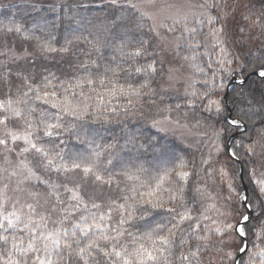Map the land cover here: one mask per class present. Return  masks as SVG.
Masks as SVG:
<instances>
[{
    "label": "snow or ice",
    "instance_id": "obj_1",
    "mask_svg": "<svg viewBox=\"0 0 264 264\" xmlns=\"http://www.w3.org/2000/svg\"><path fill=\"white\" fill-rule=\"evenodd\" d=\"M109 2L117 6L119 4V0H109ZM219 6L220 0H213L212 3L205 0L203 4L199 5L203 11L195 19L196 24L209 27V34L216 42L214 47L225 43L223 39L225 26L216 27L215 25L220 19L226 20L228 13L226 12L224 17H220L211 14L209 11L212 8L219 9ZM128 7L135 9L137 6L130 4ZM144 18L145 13L141 12L140 16L137 17V27H142ZM244 19L250 20L251 17L245 16ZM259 20L264 22V13H261ZM178 23H180L179 19H173V25ZM112 25L123 27L124 18L117 17L112 21ZM159 27H168L170 32L176 31L174 26L166 25L163 22ZM69 30L74 31L71 29V25H69ZM0 31H5V29H0ZM150 31L156 32V29L152 28ZM196 31L195 27L188 26L187 17H184V33L187 34L190 48L201 46L198 42H194ZM240 31L243 33L244 29L241 28ZM6 33H23L25 39H36L38 41L37 46L42 53L57 51L50 41L40 42V38L25 33L20 25L7 26ZM156 34L159 35L158 32ZM183 39H185L184 35L176 37L177 48L181 46L179 41ZM72 42L71 38H66V44L70 45ZM89 44L96 51H100L103 46L99 40L89 41ZM60 50L67 51L68 49L62 48ZM118 51L122 55L124 54L123 47ZM220 51L224 52V49L221 47ZM147 54V41L142 40L139 42L138 47L127 53V56L132 60H136ZM0 55H6V53H0ZM26 55L27 53L17 55L13 52L9 59L18 61L26 58ZM260 56L264 57V49L260 50ZM183 58L192 61L191 67L197 73V78L193 79L192 84L189 85L191 91L186 89L185 92L188 98L186 101L187 106L189 108L199 107L203 112L209 114L208 119L214 116L217 118L214 123L219 122L224 125L219 130L214 129L215 140L213 143L217 154L221 151L228 152L226 147L223 149L220 147L221 137L227 135L231 130L240 128L241 123L239 119L233 118L231 113L224 116V113L228 111V100L226 96L221 95L224 87L223 81L217 83L215 79H206L207 74L204 73V69L196 63L197 55ZM259 58L257 57V59ZM218 62L223 65V61ZM122 71L127 75L134 72L137 76H143L144 79L135 86L129 83L127 87L117 86L109 80L108 83L111 84V88L107 91L108 95L115 97L117 91H119L120 95L128 98V104H133L132 97H135L139 102L141 97H150L154 94L151 87V77L157 72L155 60L144 65H130L128 69ZM108 72H111L113 76L116 75V69L111 67L105 69V73ZM228 74L231 75V73ZM257 74L264 82V64L261 65ZM212 75L215 77V73ZM54 78V74L44 76V87L34 88L25 77L27 90L22 93L20 98H9L6 102L0 101V126H4L5 129L4 134L0 136V150L10 154L16 151L18 142H22L25 146L20 148L17 155L34 152L40 157L37 166H30L27 157L20 160L15 166V170L8 173L9 177H17L16 190L18 191H26L27 189L21 188L20 185L31 184L33 181L36 182L37 186L44 185L48 189L45 203L52 201L49 212L39 213L37 211V206L40 203L39 198L45 194L27 190L35 203L26 202L17 207V204H19V200H17L12 203L9 210L7 204L10 198L6 191L8 186L5 185L4 188H0V264H75L76 260L83 261V264H106V261H111V264H145L146 259L152 261L153 264H160L161 260H163V264H169L168 255L174 254L172 250L177 247L181 252L178 261H173V264H204V256L209 254V250H213L215 254L220 256V264H227L228 261H232V264H238L234 252L237 250L244 254L248 252L246 240L249 232L248 225L252 220L251 202L248 200L247 195H242L239 189L233 187L231 183L228 185L229 195L225 199L232 201V197L235 195L237 197L236 202L240 204L244 211H239L235 208L234 203H229L226 206L227 210H218V218L212 220L211 225L202 226L201 221L210 218L203 215L194 217L190 209L183 207L185 187L166 186L171 181L173 172H175L177 178L176 184H181V182L183 185L187 184L191 173L183 170L187 167L183 161H180L177 165L181 169L180 171L165 169L162 174L157 176L154 185H147V190H143L146 186L141 179V173L144 171L142 167L135 170H122L119 175H123L128 181L133 182L130 188L132 195L123 197V202L113 201L104 214H97L89 210L79 185L75 187H69L67 184L61 185L45 178L36 170V167H40L45 172H56L57 174L79 170L83 173V179L85 180L94 177V181L101 182V184L106 183L111 186L112 183L111 176L105 180L99 171L96 161L102 155L100 151L93 149L92 156L94 159L91 160L73 157L69 165L65 160L62 148L60 150L50 149L44 143H39L42 139L41 133L43 137L51 139L58 136L61 129L73 131L76 128L75 122H83L89 117L94 120L102 119L104 117L101 112L107 111L106 108H101L102 98L95 107L90 106L87 102L92 97L85 91V87L87 86L89 90L95 91L94 85L97 83L92 73L78 79L74 84L69 82L67 87L64 88L63 95L48 90ZM106 78V76L100 78L98 83L105 86ZM5 79H8V77H5ZM201 80L204 88L198 89L195 85ZM77 90L79 91L77 92ZM77 96H79L78 100L76 99ZM33 100L55 110V120L50 119L51 113L43 108L38 109L31 102ZM232 103L235 106L238 102L234 100ZM254 103L252 101L246 105L241 104L240 115H248L249 113L256 115L257 113L252 112ZM176 107L179 108L180 105L177 104ZM258 114L260 119L264 121V107L260 108ZM252 115H249V119L252 118ZM64 117L72 118V122L67 126L64 125ZM13 120L23 121V130L9 126V122ZM159 123V121H153V126ZM59 143L63 144L64 141L60 140ZM111 147V145L108 146V148ZM240 147L244 146L234 145V149ZM245 151L252 155V146L248 145ZM228 155L232 159L239 157V153L235 150L228 152ZM4 160L11 163L8 155L4 156ZM107 163L113 165L112 159H108ZM202 163H208V161L203 160ZM0 171H6V169H0ZM209 174L211 175V173ZM220 174L222 177L228 176L224 168L220 170ZM256 183L260 194L264 196V180L256 181ZM61 188L64 189V192L70 193L67 197V200L70 201L67 207H63L65 200L62 199ZM197 191L200 190L197 189ZM177 201L181 203L182 210L180 211L176 207ZM56 205H61V207L58 209ZM100 207L101 205L95 202L91 205L92 209H99ZM212 207L215 208V205ZM113 210L118 211L120 218L115 225H110L108 222L112 220ZM57 211L60 213V218L53 220L52 213ZM81 211L88 214L80 215L79 219L73 222L71 218ZM159 212L170 214V226L157 224L155 228L145 232L142 236L133 237L136 241L147 240L150 242V248L140 243L138 247L130 251L126 246L120 244L121 238L127 232L125 225H132L137 220L147 221L153 213ZM233 216L236 217L234 221L230 219ZM50 222L56 226L49 228ZM185 223H188L187 229L183 227ZM200 233H203V235ZM256 238L264 242V225L257 230ZM213 240L214 242H210ZM193 241L197 242L194 247L192 245ZM236 242H239L240 245L238 249L235 247ZM185 245L188 246L187 253L183 251ZM257 247L258 250L249 258V264H257V258H259L258 264H264V248ZM208 264H213L211 255H209Z\"/></svg>",
    "mask_w": 264,
    "mask_h": 264
},
{
    "label": "trees",
    "instance_id": "obj_2",
    "mask_svg": "<svg viewBox=\"0 0 264 264\" xmlns=\"http://www.w3.org/2000/svg\"><path fill=\"white\" fill-rule=\"evenodd\" d=\"M256 2V8L261 11L260 17L261 13H264V0H256ZM128 5L130 3L127 0H119L118 6L111 4L109 0H0V29H5V31H0V49H9L20 54L27 53L23 60H12L6 66L0 65V92L12 93L18 99L27 90L25 77L32 87L43 88V77L54 74L55 78L48 90L63 95L64 88L69 82L74 84L78 79L92 73L97 83L94 85L95 91L85 87V91L92 97L87 102L90 106L95 107L102 98L101 108L107 109V111L101 112L104 118L94 120L89 117L83 122H75L76 128L73 131L61 129L59 135L51 139L43 137L41 133L42 139L39 143H44L50 149L60 150L62 148L65 160L69 165L73 157L91 160L94 159L92 150L100 151L102 155L96 161L99 171L105 180L111 176L112 183L109 186L106 183L96 182L95 188L100 191L107 190L118 202H123V197L132 195L130 188L133 182L128 181L123 175H119L124 169L135 170L142 167L144 171L141 173V179L146 186L143 190H147V185H154L157 176L162 174L165 169L177 171L180 161L184 162L185 160L196 169L201 168L199 149L186 148L174 138L164 135L150 126V121L156 114L162 111L165 113L174 112L177 108L176 105L179 104L180 107L177 110L188 113L193 111L191 114L193 118L195 117L203 123H212L211 119L203 114L191 110L187 106L184 96H172L161 90V84L165 77L162 49L155 34L150 31L151 27L147 19L142 20V27H137V17L140 16V12ZM117 17L124 18L123 27L112 25V21ZM258 23L264 29L262 26L264 22L259 20ZM9 25H20L25 33L40 38V42L50 41L57 51L42 53L37 46L36 39H25L23 33H6V27ZM69 25L74 31L69 30ZM66 38H71L73 42L70 45L66 44ZM96 40H99L103 45L100 51H96L89 44V41ZM142 40L147 41L148 54L136 60L130 59L127 53L138 47ZM122 47L123 55L118 51ZM62 48L68 50L61 51ZM183 50L189 57L197 55L196 63L201 65L204 73L210 70V65L214 66L212 61L207 60L200 47ZM254 52L255 54L247 60L240 72L233 76H238L243 80L247 75L260 70L261 65L264 64V57L260 56V50L256 49ZM257 57L260 58L257 59ZM152 60L156 61L157 68L156 74L151 77V87L154 91L152 96H143L139 102L135 97H132L133 104H128V98L120 95L119 91L115 97L107 94L108 89L111 88L109 80L117 86L125 87L129 83L135 86L142 82L143 76H137L134 72L127 75L122 70L128 69L130 65H144ZM108 67L116 69L115 76L111 72L105 73V69ZM105 76L107 77L105 86H101L98 80ZM205 78L210 79V76L207 74ZM227 80L230 79L227 78ZM196 88L203 89L204 85L198 84ZM76 99L78 100L79 96ZM227 100L231 116L239 119L242 128H244L232 138L230 143V149L237 151L239 157L232 159L229 156V159H232L229 162L235 169L237 167V171L239 164L241 165L242 177L248 191V200L253 208L256 207V213H253L252 220L248 225L247 242L252 244L256 240L255 230L264 218V203L249 176L250 167L256 164V161L245 151V148L234 149V145L244 146L242 143H253L264 129V121L258 114L260 108L264 107V82L259 76L251 75L243 83H235L230 87ZM234 100L238 102L235 106L232 103ZM252 101L255 102L252 112L257 114L249 113L241 116L240 105H246ZM31 102L38 109L43 108L51 113L50 119L55 120V110L35 100ZM126 105L127 107H125ZM227 113L225 112L224 116H227ZM249 115H252L251 119H249ZM63 121L67 126L72 122V118L64 117ZM21 122L23 123V121ZM238 129L240 128L231 130L223 136L224 141L226 142L229 136ZM60 140H63L64 143L60 144ZM109 145L112 147L108 148ZM33 153L30 155H32L34 166H37L40 157ZM108 159H112L113 165H108ZM159 161L166 162V164L161 167L157 165ZM36 170L51 181L63 180L62 175L56 172H45L40 167H36ZM176 180L175 172H173L171 181L166 186H180L182 182L176 184ZM193 181L194 185L185 192L183 201V207L191 210L194 208L191 204L192 201L189 200L196 195L195 182H197L195 178ZM177 204V210H182L181 203L177 201ZM157 224L170 226V214L153 213L147 221L137 220L132 225H125L127 232L121 238L120 244L126 246L130 251L138 247L140 243L150 248V242L147 240L136 241L133 237L142 236L145 232L155 228ZM196 243V241L192 242L193 247ZM172 251L174 254L168 255L169 264L178 261L181 252L179 247ZM183 251L188 252L187 245ZM243 255L246 254L241 255L238 264H243ZM75 264H83V261L76 260ZM106 264H111V261H106ZM145 264H153V262L146 259ZM160 264H163V260L160 261Z\"/></svg>",
    "mask_w": 264,
    "mask_h": 264
},
{
    "label": "rangeland",
    "instance_id": "obj_3",
    "mask_svg": "<svg viewBox=\"0 0 264 264\" xmlns=\"http://www.w3.org/2000/svg\"><path fill=\"white\" fill-rule=\"evenodd\" d=\"M127 1H129L130 4H135L137 6L135 9L138 12L145 13V18L149 22L151 29L155 28L156 32L159 33V35H157L156 32H153L162 49L164 60L165 77L161 84V90L172 96L182 95L186 98V101L188 99L185 95L186 89L188 91H191L189 85L192 84L193 79L197 78V73L191 67V60H185L183 58L187 56L183 49L198 48L189 47L187 34L184 33V17H187L189 27H195L197 29L194 37V42H198L201 45L200 48L207 60H210L212 61V63H214V66L212 67L210 65V70L206 72L210 76V79L208 80L215 79L217 83H220L221 80L223 81L224 87L221 91L222 96L229 82L227 78L231 79L233 75H235V73L240 72L247 60H249V58L255 54L254 51L256 49L261 50L264 48V29H262V27L258 23V17L261 11L256 8V0H220L219 9L212 8L209 10L211 14L220 17H224L225 13H228L226 20L220 19L215 25L216 27H220L221 25L225 26V33L223 35L225 43L215 47L214 45L216 42L209 34V27L207 25L201 26L195 23V19L199 16V13L203 11V9L199 7V5L203 4L205 0ZM208 2L212 3L213 0H208ZM245 16H249L251 17V19L245 20ZM173 19H179L180 23L173 25ZM161 22L166 25L174 26L176 28V31L170 32L168 30V27H159ZM241 28L244 29L243 33H241L240 31ZM181 35H184L185 39L179 41L181 46L177 48L178 42L176 40V37ZM221 47L224 49V52L220 51ZM13 52L14 51L9 49H0V53H6V55H0V65L6 66L9 62H11L12 59H9V56ZM14 53H16L17 55L25 54L24 52L22 54L17 52ZM218 61H223V65ZM213 73H215V77H213ZM228 73H231V75H229ZM235 77L239 81H241L240 77ZM198 84L204 85L202 81L198 82L195 86L197 87ZM9 98L16 99V97L12 93L5 94L0 92V101L6 102ZM191 110H194V112H199L205 117H208L209 115L208 113L203 112L199 107L191 108ZM192 112L193 111H191V113L181 112L180 110H177V108L176 110H174V112L165 113L162 111L156 114L151 119L150 126L161 132L162 134L174 138L176 141H178V143L180 142L181 145L186 148H193L195 150L199 149L201 168H198L197 166L198 169H196L191 163L184 160V163L187 165V167L183 170L188 171L189 173H191V175L188 179L187 184H181L180 186L185 187V192L189 191V188L194 185V178L196 179V195L193 199L189 200L192 201V203H190L192 204L194 209L190 210L192 211V215L194 217H201L203 215L210 218L201 221V225L204 226L211 225L212 220L218 218V210H227L226 206L229 203H234L236 209L241 212L244 211V209L241 208L240 204L236 202L237 197L235 195H233L232 201H227L225 199L229 195V183H231L233 187L239 189L242 195L244 194L242 181L239 178L240 166L239 170L237 171V167L235 169L230 164L229 160L232 161V159H229V155L227 152L221 151L219 154H217L215 150V145L213 143L215 137L213 135V132L214 129L219 130L221 127H223V124L219 122L214 123V121H216L217 119L214 116L211 118L212 123L200 122L199 120L195 119V117L193 118V116L191 115ZM153 121H159L160 123L156 126H153ZM9 126L15 127L19 130H23V123L21 121H10ZM238 130H243L242 124L240 129ZM4 132V126H0V136H2ZM227 141L225 142L223 137H221L220 147L222 149L225 148V143H227ZM241 143L242 142L240 141V144ZM242 144H244L243 148H246L248 145L252 146L253 154L251 156L256 161V164L251 165L249 176L251 181L257 188V191L264 203V196L260 194L258 184L256 183V181L264 180V129L262 130L260 136L253 141V143ZM24 146L25 145H23L22 142H18L16 151L10 154L2 152V150H0V153H2L0 154V169H6V171H0V188H4L5 185L8 186L6 191L8 197L10 198L7 204L9 210L11 209L12 203L16 202L17 200H19V204H17V207H19L20 204L26 202L35 203V200L28 194L27 190L45 194L41 195V197L39 198L40 203L37 206V211L39 213H47L51 209L52 201H48V203H45L47 199L46 193L48 189L44 185L37 186L36 182L33 181L31 184L20 185L21 188L27 189L26 191H18L16 190L17 177H9L8 175L9 172L15 170V166L18 164V162L20 160H24L25 157H27V161L29 162L30 166H34L32 155H30L32 153L17 155L20 148ZM33 154L37 155L36 153ZM5 155L9 156L11 163L5 162ZM203 160H207L208 163H202ZM165 164L166 162L159 161L157 165L162 167ZM222 168L227 171L228 176H221L220 170ZM180 170L181 169L179 168L177 169V171ZM209 173H211V175ZM61 175L63 178L62 181H53L61 185L67 184L69 187H75L79 185L81 194L84 200L87 202L89 210L92 212H96L97 214H104L108 211L109 205L113 201L118 202L117 199H115V197L107 190L100 191L95 188L97 183L96 181H94V177H90L89 179L85 180L83 179V173L79 170H77L76 172L69 171L68 173ZM243 182L245 184L244 178ZM197 189H199L200 191H197ZM60 191L62 193V199L65 200L63 207H67L70 203V201L67 200V197L70 195V193L64 192L63 188H61ZM94 202L100 204L101 207L99 209H92L91 205ZM213 205H215V208L212 207ZM56 207L59 209L61 205H56ZM176 207H178V204L176 205ZM251 211L252 215L253 213H256V207L253 208L251 205ZM87 214L88 213L81 211L71 219L74 222L76 219H79L80 215ZM59 218V211L52 213L53 220H58ZM119 218L120 217L118 211L113 210L112 220L108 223L110 225H115L119 221ZM230 219L234 221L236 217L233 216ZM262 225H264V218L259 223V226H257L258 228H256L255 230V236L257 230ZM55 226L56 225L51 222L48 225L49 228H53ZM183 227L187 229L188 223H185ZM200 234L203 235V233ZM210 242H214V240ZM248 244V252L245 256L243 255V264H249L250 256L258 250L257 246H259L260 248H264V242L257 240V238L252 244ZM239 246V242H236L235 247L238 249ZM238 252V250L235 251L234 255L236 256ZM209 255H211L213 259V264H220V256L215 254L213 250H209V254H206L204 256V264H208ZM258 259L259 258H257V264ZM227 264H232V261H228Z\"/></svg>",
    "mask_w": 264,
    "mask_h": 264
},
{
    "label": "water",
    "instance_id": "obj_4",
    "mask_svg": "<svg viewBox=\"0 0 264 264\" xmlns=\"http://www.w3.org/2000/svg\"><path fill=\"white\" fill-rule=\"evenodd\" d=\"M258 72L256 71V72H254V73H251V74H249V75H247L243 80H241V81H239L235 76H233L230 80H229V82H228V84H227V86H226V89H225V91H224V94H223V96H226L227 97V94H228V91H229V89H230V87L233 85V84H235V83H243L249 76H251V75H255V76H258V74H257ZM229 113H231L229 110H228V115H229ZM244 127V126H243ZM244 129V128H243ZM240 132V130H238V131H236L234 134H232L230 137H229V139H228V141H227V143H226V148H227V150H228V152H231V150H230V143H231V140H232V138L237 134V133H239ZM227 152V153H228ZM239 166H240V172H239V176H240V180L242 181V187H243V194L244 195H247V187H246V185L244 184V182H243V177H242V169H241V165L239 164ZM251 215H252V211H251ZM246 244H247V247H248V243H247V241H246ZM243 253H240V252H238L237 254H236V259H237V261L239 260V258H240V256L242 255Z\"/></svg>",
    "mask_w": 264,
    "mask_h": 264
}]
</instances>
